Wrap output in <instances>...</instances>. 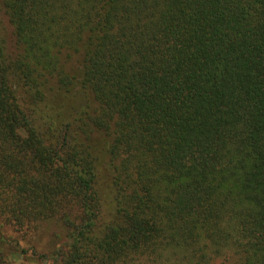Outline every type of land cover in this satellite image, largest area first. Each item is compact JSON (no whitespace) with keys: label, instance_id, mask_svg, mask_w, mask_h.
I'll return each mask as SVG.
<instances>
[{"label":"trees","instance_id":"obj_1","mask_svg":"<svg viewBox=\"0 0 264 264\" xmlns=\"http://www.w3.org/2000/svg\"><path fill=\"white\" fill-rule=\"evenodd\" d=\"M0 5L2 224L58 221L54 264H264V0Z\"/></svg>","mask_w":264,"mask_h":264},{"label":"rangeland","instance_id":"obj_2","mask_svg":"<svg viewBox=\"0 0 264 264\" xmlns=\"http://www.w3.org/2000/svg\"><path fill=\"white\" fill-rule=\"evenodd\" d=\"M0 18L2 19L3 32L10 49L13 47L12 27L9 24L1 5ZM69 64L73 68L78 66V59L76 55L71 58ZM64 232V227L58 221L56 222L55 220L50 219L41 221L35 231H29L26 235L22 236L18 231H15L13 228L2 224L0 220V238L4 241L0 242V249L2 248L4 251H10L11 249L8 248L10 246V241L19 240L20 246H23L27 249V256H32V259L36 258L38 260L36 255H32L30 253L32 249H34L39 253L46 254L48 258V260L45 262L46 264H54L55 262L53 261V254L58 248L64 247L66 242ZM14 258L15 264H22L23 261L21 256H15Z\"/></svg>","mask_w":264,"mask_h":264}]
</instances>
